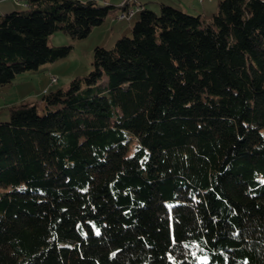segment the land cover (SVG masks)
<instances>
[{"label":"trees","instance_id":"16d2710c","mask_svg":"<svg viewBox=\"0 0 264 264\" xmlns=\"http://www.w3.org/2000/svg\"><path fill=\"white\" fill-rule=\"evenodd\" d=\"M26 2L0 14V86L114 7ZM139 12L42 111L0 120V264H264V0Z\"/></svg>","mask_w":264,"mask_h":264},{"label":"rangeland","instance_id":"374dc122","mask_svg":"<svg viewBox=\"0 0 264 264\" xmlns=\"http://www.w3.org/2000/svg\"><path fill=\"white\" fill-rule=\"evenodd\" d=\"M219 0H206L204 5L210 18L217 9ZM156 12H160L161 5L158 3H148ZM2 6H10L4 3ZM210 7V8H209ZM15 8V9H26ZM4 10L1 14L10 11ZM193 11V14H199L202 9ZM117 11L113 8L106 18V23L95 26L88 36L84 38H74L62 30L55 31L49 37L48 43L51 46H71L66 56L55 59L52 62L43 64L38 69L27 70L17 75L13 84L0 87L3 91V97L0 96V120L10 118V105L33 101L37 104L39 111H42L45 103L43 95L46 92L54 91L59 88L67 89L71 79L76 76L83 77L90 72L93 65L94 47L97 45L107 48L113 47L118 39L124 35L132 34V25L140 17V12H136L131 19H113ZM51 75L57 76V81H51Z\"/></svg>","mask_w":264,"mask_h":264},{"label":"crops","instance_id":"0c3cea01","mask_svg":"<svg viewBox=\"0 0 264 264\" xmlns=\"http://www.w3.org/2000/svg\"><path fill=\"white\" fill-rule=\"evenodd\" d=\"M26 1L27 0H0V14L2 12H4V10H9V9L13 10L15 8H25V7H27V2ZM97 1L102 2V3L112 4L114 6L113 8L117 12L114 14V18L113 19H117V20L125 19V18H120L119 17V14L121 13V11L124 8L123 7V2L125 0H97ZM205 1L206 0H203V1H200V0H138V2L141 3V5L147 6L149 8H152V7L148 3L152 2V3H158L160 5L162 3L171 4L173 6L179 7L181 9H183V10L188 11V12H193V11L198 12L197 10L202 9V11L199 12V14H201L203 17L207 18L206 17V13H207L206 9H205L204 5L200 4V2L204 3ZM211 1H214V0H211ZM4 3H8L10 6H2ZM140 9H138V11ZM138 11H136V12H138ZM135 13L133 14V16L135 15ZM126 19H128V18H126ZM105 23H106V20H105ZM2 87H4V86H2ZM3 95H4L3 91L0 90V96L3 97Z\"/></svg>","mask_w":264,"mask_h":264},{"label":"built area","instance_id":"2783aa9c","mask_svg":"<svg viewBox=\"0 0 264 264\" xmlns=\"http://www.w3.org/2000/svg\"><path fill=\"white\" fill-rule=\"evenodd\" d=\"M128 2V9L125 12H122L119 14L120 18H128L130 19L133 14L138 11L139 8H141V3L138 2V0H125ZM203 1V0H200ZM57 76L51 75V81L56 82L57 81Z\"/></svg>","mask_w":264,"mask_h":264},{"label":"snow or ice","instance_id":"6c2138e0","mask_svg":"<svg viewBox=\"0 0 264 264\" xmlns=\"http://www.w3.org/2000/svg\"><path fill=\"white\" fill-rule=\"evenodd\" d=\"M96 234L99 235V229L96 230ZM113 255H115V253ZM170 259L173 260V264H182V262L176 261L175 257H170ZM205 260H207L206 257H205Z\"/></svg>","mask_w":264,"mask_h":264},{"label":"bare ground","instance_id":"6f19581e","mask_svg":"<svg viewBox=\"0 0 264 264\" xmlns=\"http://www.w3.org/2000/svg\"><path fill=\"white\" fill-rule=\"evenodd\" d=\"M121 7H122V6H121ZM123 7H124V8H123V10L121 11V13L127 11V9H128V2L124 1V2H123ZM139 9H140V8H139Z\"/></svg>","mask_w":264,"mask_h":264}]
</instances>
